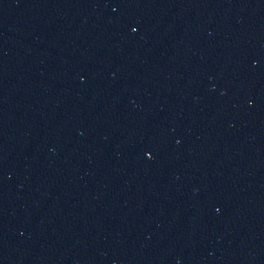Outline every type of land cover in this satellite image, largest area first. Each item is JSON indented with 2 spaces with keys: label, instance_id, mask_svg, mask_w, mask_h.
Returning <instances> with one entry per match:
<instances>
[{
  "label": "water",
  "instance_id": "water-1",
  "mask_svg": "<svg viewBox=\"0 0 264 264\" xmlns=\"http://www.w3.org/2000/svg\"><path fill=\"white\" fill-rule=\"evenodd\" d=\"M0 264H264V0H0Z\"/></svg>",
  "mask_w": 264,
  "mask_h": 264
}]
</instances>
